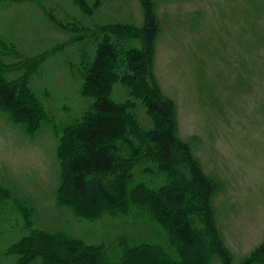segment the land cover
Segmentation results:
<instances>
[{"label":"rangeland","instance_id":"374dc122","mask_svg":"<svg viewBox=\"0 0 264 264\" xmlns=\"http://www.w3.org/2000/svg\"><path fill=\"white\" fill-rule=\"evenodd\" d=\"M150 2L158 29L151 55L139 66L141 87L119 80L107 90L116 100L132 96L135 121L148 128L166 118L148 111L143 90L172 105L181 144L214 181L210 204L226 250L211 256L201 234V259L206 264H264V257L250 258L264 242V0ZM91 3L0 0V72L13 80L25 78L62 124L94 98L83 86L80 68L86 55L79 58L80 52L86 48L91 55L96 42L107 40L108 33L114 36V29L140 28L145 20L141 0ZM117 42L121 52L132 44L144 46L139 35ZM59 148L50 123L20 124L0 104V264H46L41 257L19 261L13 244L32 229L62 230L68 239L86 243H110L122 234L131 243L159 240L150 220L146 224L130 213L102 212L103 206L82 216L61 201ZM176 155L174 162H183ZM137 165L138 176L154 174L156 184L165 182L153 155ZM149 251L155 264L171 259ZM126 258L125 264L133 261L131 253ZM179 264L189 263L185 257Z\"/></svg>","mask_w":264,"mask_h":264},{"label":"trees","instance_id":"16d2710c","mask_svg":"<svg viewBox=\"0 0 264 264\" xmlns=\"http://www.w3.org/2000/svg\"><path fill=\"white\" fill-rule=\"evenodd\" d=\"M91 1L97 4L101 0H78L81 6L93 4ZM141 2L145 11L142 27L124 25L114 29V36L108 33L107 40L96 42L91 55L85 53L86 48L81 51L80 47L79 58L86 55L82 58L80 76L83 86L94 98L91 106L77 117L65 124L57 122L43 104L41 95L25 82V78L13 80L1 72L0 104L20 124L34 127L50 123L55 127L61 149L58 153L62 163L58 188L61 201L82 216L93 214L103 206L102 212L130 213L146 224L150 220L156 224L153 228L160 238L157 241L144 238L131 243L130 237L125 240L122 234L114 242L86 243L80 238V241L68 239L62 230L32 229L13 244L23 263L41 257L46 264H125L126 256L131 253L133 261L130 264H155L156 257L153 258L148 250H159L171 258L167 259V264L182 263L185 257L189 264H206L197 246L201 234L209 245L211 256L225 254L210 204L214 181L205 175L193 154L181 144L172 105L158 102L152 93L143 90L142 100L148 111L166 118L158 127L148 128L136 123V102L132 96L116 100L107 90L119 80L132 83L136 90L141 87L139 66L151 55L158 29L150 0ZM136 35L143 38V48H135L132 44L121 52L119 38L132 41ZM72 64L77 65L79 72L78 63ZM136 90L129 93L136 95ZM146 154L153 155L159 162L162 168L159 175L164 183L156 184L154 174H145L144 168V175H137V163ZM176 154L184 157L183 162H174ZM172 183L181 186L176 188ZM259 257H264V242L251 254V262Z\"/></svg>","mask_w":264,"mask_h":264}]
</instances>
